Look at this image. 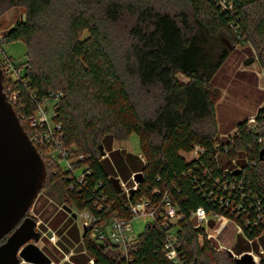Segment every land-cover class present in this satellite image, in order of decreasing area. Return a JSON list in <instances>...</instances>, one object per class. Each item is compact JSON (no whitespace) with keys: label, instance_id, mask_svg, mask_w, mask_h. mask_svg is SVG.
<instances>
[{"label":"trees","instance_id":"obj_1","mask_svg":"<svg viewBox=\"0 0 264 264\" xmlns=\"http://www.w3.org/2000/svg\"><path fill=\"white\" fill-rule=\"evenodd\" d=\"M17 8L24 17L3 35L2 44L24 42L26 61L19 66L27 89L38 99L59 94L54 121L62 126L64 145L83 157L74 162L84 166L79 182L41 153L42 189L59 181L61 204L88 209L99 220L115 212L130 217L129 202L158 201L157 192H170L181 215L173 226L185 264H236L228 251L215 249L206 228L196 227L191 214L199 207L242 226L251 245L264 243L263 146L247 119L237 125L238 134L220 138L215 109L220 92L212 85L242 41L255 49L264 70V0H0V18ZM3 87L20 91L13 108L28 134L35 104L22 83L4 76ZM256 115L264 119V105ZM132 134L139 137L142 165L130 153L110 148L115 164H130L129 178L143 174L134 195L126 192L124 200L111 182L115 176L101 146L108 135L124 141ZM196 146L204 154L187 160L183 154ZM226 182H237L233 200L242 202L239 215L214 200ZM90 232L84 229L83 243L93 264H174L164 254L162 222L149 223L128 254L110 242L91 241Z\"/></svg>","mask_w":264,"mask_h":264},{"label":"rangeland","instance_id":"obj_2","mask_svg":"<svg viewBox=\"0 0 264 264\" xmlns=\"http://www.w3.org/2000/svg\"><path fill=\"white\" fill-rule=\"evenodd\" d=\"M22 17H24V10L17 8L9 11L6 15L0 18V40L2 39L3 35L13 26L16 20ZM0 46L2 47L5 55L13 60L15 64L20 65L25 63L27 47L24 42L15 41L7 44L1 43ZM251 57L255 58V62L250 66H246L244 64L245 60ZM263 72L264 70L261 69L257 62V54L255 49H253L250 44L242 41L231 50L229 58L216 73L215 77L213 78L212 85L220 92V100L216 104L215 109L216 124L221 139L227 140L228 138H232L237 130V125L244 120L256 115L258 109L264 105ZM179 78L183 81H187V79L181 75H179ZM49 109H51L52 113L53 109L50 108V106ZM29 131H32L30 127ZM102 145L106 153L103 158H108L110 161V171L113 176L116 177L118 175L125 191L122 193L123 198L124 200H127L126 192H129L130 189H134V187L131 188L133 183H135L134 176L129 178L132 173L129 163L124 162V164H119L117 162L115 164L110 154V148L112 146V148L122 149L127 153H130L136 158L138 163L142 165L139 137L136 134H132L127 140L123 141L115 140L113 136L108 135L104 138ZM64 147L69 148V146L67 147L66 145H64ZM39 149H37V151L40 153ZM41 149L42 152H44V158L50 166L53 164L55 166H59L61 170H63V168L65 169L66 161L63 160L60 162L59 159L61 155L59 151L55 150V148L50 151L49 147L48 149L41 147ZM53 150H55L54 156L57 159L55 162L50 156V153L53 152ZM69 154L73 163L78 161L79 157L75 152V147L69 148ZM183 155L187 160H191L196 156L193 153H185ZM75 168H77V165H75ZM127 169L128 173L126 172ZM75 172L79 175H82V168L76 169ZM124 172L127 173V177L123 175ZM52 184V186H48L47 188H43L41 190L27 216L32 217L38 222L37 230L46 233L48 230L47 226L45 225L48 220L46 216V210L51 211L53 208H64L65 205L71 208L73 214L76 215V219L72 216L71 218L77 223L83 232L85 221L88 214L91 212L88 209L81 210L70 203H65L64 205L61 204V202H63L62 195L64 196V188H62V184H60L59 181H53ZM55 184L58 185L55 187ZM134 185H136V183ZM44 207H46L45 211H43L42 215H39L40 211ZM40 221L41 224H39ZM149 223H151V219L144 217L135 218L132 222L131 235L133 237L138 236L144 231ZM208 232L209 234L212 233L216 236L212 237V239L217 244L219 251L230 250L234 255L251 251V253H253V255L256 257L257 262L261 261V264H263L264 250L260 247L261 245L264 246V243H259L257 241L256 244L251 245L242 234H239L237 225L233 221H230V223L224 226V228L222 223H218V226L215 223L213 227L208 228ZM37 245L41 249L47 251L49 254L53 255L54 249L53 251L51 250L54 247L52 240L50 241L46 235L41 238Z\"/></svg>","mask_w":264,"mask_h":264},{"label":"built area","instance_id":"obj_3","mask_svg":"<svg viewBox=\"0 0 264 264\" xmlns=\"http://www.w3.org/2000/svg\"><path fill=\"white\" fill-rule=\"evenodd\" d=\"M2 40H0V44ZM0 61L3 64V73L6 78L11 79L13 82L22 83L25 86L27 96L29 97L30 101L33 102L36 106V111L34 116H32L29 120V127L32 131H28V136L36 147L39 149L40 154L44 155L42 152V148L49 147V150L55 148V150L60 152V162L63 160L66 161V167L63 170L69 171L71 173V178L77 179L79 182H83L85 175L82 168V175L77 174L75 172L76 169L75 165L72 162L71 156L69 154V150L64 147L63 143V131L62 126L60 124H56L54 121V117L56 115V104H58L60 96L59 94L51 93L48 97H44L42 99H38L37 95L27 89L26 81L22 79L24 75L23 69L15 64L13 60L7 57L0 46ZM264 75V72H263ZM19 90H12V87H8L7 92H5L7 96V100L15 106L19 102ZM51 104V105H50ZM53 109L51 113V109ZM264 120V119H263ZM260 121L257 118V115H254L247 119V128L248 130L259 134L258 143L263 146L264 151V121ZM235 134H238V130H236ZM234 134V135H235ZM51 152L50 156L54 162L57 160L54 156V151ZM204 150L196 146L194 149L193 154L196 156L194 158H198L199 156L204 154ZM192 158V159H194ZM83 157H80L79 160H82ZM191 159V160H192ZM264 162V157L263 160ZM208 174V172L206 173ZM219 183L216 185L218 186ZM237 182L231 183H224L222 187L220 186L219 191L222 192L221 195H215L214 200L218 201L220 205L226 208L227 212L231 211L233 214L237 213L240 214V210L242 209V202L238 203L236 200H233V196L236 195L238 190ZM137 189V184L134 187ZM129 193V192H127ZM160 199L158 201H152L150 199H143L137 202H129L127 204L128 214L130 217L125 215H121L118 212L113 213L111 216L99 220L96 218L92 213H89L87 219L84 224V229H90V240L96 243H104L110 242L113 245L120 246L123 248L125 254H128L130 249L135 248L137 243V236L133 237L132 233V222L137 217H144L151 219V223L162 222L167 229L166 236H165V244H164V254L168 261L174 264H185L182 259L181 253L179 252V245L177 240V228L173 225H177L178 220L181 218L178 211V205L174 202L172 198V194L168 191L165 192H157ZM241 196L244 193H240ZM261 203L258 202L256 207L257 211L261 212ZM97 206V205H96ZM192 220L195 222L196 227H204L207 230V238L208 240H212V237H216L214 234H209L208 228H210L211 224H215L218 226V223H222V226L228 225L230 221H233L223 214L213 211L208 212L204 207H199L195 212L191 214ZM160 220V221H158ZM257 222L259 220L264 221V215H259V220L255 219ZM255 221V225L257 222ZM239 230V234L243 233V227L233 221ZM245 224L250 226V220L247 218L245 220ZM172 226V227H171ZM213 227V226H211ZM203 239L200 238V241ZM215 242V241H214ZM215 249L219 251L217 244L215 243ZM247 253V252H246ZM253 255V253L248 252ZM244 254V253H243ZM242 255V254H241ZM241 255H235L237 257H241ZM254 256V255H253ZM128 258V257H127ZM256 262L257 259L254 256ZM94 261H92L93 263ZM257 264H261L257 262Z\"/></svg>","mask_w":264,"mask_h":264},{"label":"water","instance_id":"obj_4","mask_svg":"<svg viewBox=\"0 0 264 264\" xmlns=\"http://www.w3.org/2000/svg\"><path fill=\"white\" fill-rule=\"evenodd\" d=\"M254 62L255 58L251 57L244 64L250 66ZM3 78L0 66V240L9 235L0 245V264H52L49 256L37 245L43 235L37 230V221L26 216L41 192L46 176L45 164L23 129L13 105L7 100ZM263 157L264 151L261 160ZM143 179L142 173L134 176L137 185ZM111 182L118 194L124 192L118 177H112ZM134 193L135 189L129 191L130 196ZM64 209L72 213L71 208L64 206ZM228 253L236 264H257L248 252L241 257L230 250Z\"/></svg>","mask_w":264,"mask_h":264},{"label":"crops","instance_id":"obj_5","mask_svg":"<svg viewBox=\"0 0 264 264\" xmlns=\"http://www.w3.org/2000/svg\"><path fill=\"white\" fill-rule=\"evenodd\" d=\"M45 208L40 211L39 215H42ZM46 216L48 220L46 219L45 225L48 230L46 233L41 231L42 237L46 235L50 241L52 240L54 247L51 250L54 249V252L51 255L44 249L42 250L52 260V264H93V259L84 248L83 232L71 218L73 212L69 213L64 208H53L51 211L46 210ZM87 260L89 261L87 262ZM21 264L29 263L23 262Z\"/></svg>","mask_w":264,"mask_h":264}]
</instances>
